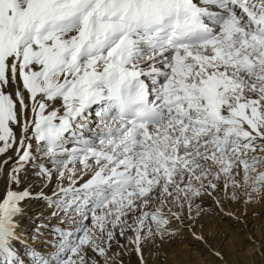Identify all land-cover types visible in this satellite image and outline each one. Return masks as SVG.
<instances>
[{
    "label": "snow or ice",
    "instance_id": "snow-or-ice-1",
    "mask_svg": "<svg viewBox=\"0 0 264 264\" xmlns=\"http://www.w3.org/2000/svg\"><path fill=\"white\" fill-rule=\"evenodd\" d=\"M238 204H264V0H0V264L223 260L204 228Z\"/></svg>",
    "mask_w": 264,
    "mask_h": 264
},
{
    "label": "rangeland",
    "instance_id": "rangeland-1",
    "mask_svg": "<svg viewBox=\"0 0 264 264\" xmlns=\"http://www.w3.org/2000/svg\"><path fill=\"white\" fill-rule=\"evenodd\" d=\"M231 210L240 217L239 222L213 218L204 228L209 243L221 252L223 260L189 237L165 245L159 250L163 253L160 259L146 252L149 264H264V204L247 209L243 204L232 205ZM124 260L125 264H136L134 256L131 261L129 257Z\"/></svg>",
    "mask_w": 264,
    "mask_h": 264
}]
</instances>
